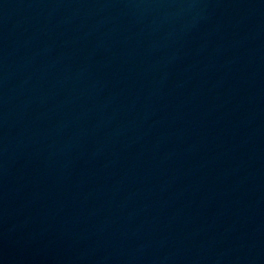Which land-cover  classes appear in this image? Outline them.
<instances>
[{"label": "water", "instance_id": "1", "mask_svg": "<svg viewBox=\"0 0 264 264\" xmlns=\"http://www.w3.org/2000/svg\"><path fill=\"white\" fill-rule=\"evenodd\" d=\"M0 264H264V0H0Z\"/></svg>", "mask_w": 264, "mask_h": 264}]
</instances>
